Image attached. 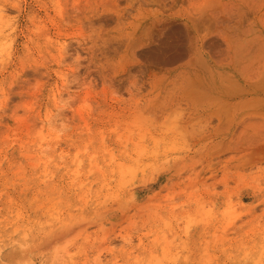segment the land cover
<instances>
[{"label": "rangeland", "instance_id": "rangeland-1", "mask_svg": "<svg viewBox=\"0 0 264 264\" xmlns=\"http://www.w3.org/2000/svg\"><path fill=\"white\" fill-rule=\"evenodd\" d=\"M262 79L264 0H0V264H264Z\"/></svg>", "mask_w": 264, "mask_h": 264}, {"label": "bare ground", "instance_id": "bare-ground-1", "mask_svg": "<svg viewBox=\"0 0 264 264\" xmlns=\"http://www.w3.org/2000/svg\"><path fill=\"white\" fill-rule=\"evenodd\" d=\"M233 14V13H232ZM240 14H241V12H240ZM229 15V14H228ZM233 16V15H232ZM246 16V15H245ZM237 17V16H236ZM231 18H233V17H230V16H227V21L229 20V19H231ZM234 18H235V15H234ZM241 18H243L242 17V15H241ZM247 19H248V17H247ZM230 21V20H229ZM245 21V20H244ZM248 21V20H247ZM234 24H235V22H234ZM234 24H232V25H234ZM240 26H241V24H240ZM191 23L188 21V22H182V21H178V20H175V19H173V18H170V17H168V18H166L165 16L163 17V18H161V19H157V20H155V21H153L149 26H148V28H146L145 30L146 31H148L150 34H152V35H154L155 36V38H156V40L160 43V45H163V46H165L166 47V51H168V52H170V51H175L174 52V55H175V53H176V51L178 52H180V50H183L184 49V47L187 45L186 43H185V41H186V39L184 40L183 39V35H186L187 34V36H189L190 35V29H191ZM194 28V27H193ZM238 30H239V27H238ZM240 30H241V28H240ZM193 32V31H192ZM196 32V31H195ZM145 33V32H144ZM192 35V34H191ZM190 35V36H191ZM196 38H195V44L201 49V50H203L204 49V47H206L208 44L210 45V47H212L213 46V41L215 42V39H211V40H207L206 41V38H202L197 32H196ZM184 37H186V36H184ZM148 38H149V36H148ZM152 38V37H151ZM190 39V38H189ZM188 39V40H189ZM154 40V39H153ZM192 40H194V39H192ZM153 42V41H152ZM190 42H191V40H190ZM189 42V43H190ZM251 43V42H250ZM151 44H153V43H151ZM154 44H155V41H154ZM157 44V43H156ZM194 44V45H195ZM191 45V44H190ZM192 45H193V43H192ZM251 45H255V44H253V42L251 43ZM250 45V46H251ZM156 46V45H155ZM160 47V46H159ZM208 47V46H207ZM206 47V48H207ZM189 48V47H188ZM215 48V47H214ZM155 49V48H154ZM193 49V48H192ZM199 49V50H200ZM211 49V48H210ZM153 50V49H152ZM158 50V49H157ZM148 51V50H147ZM187 52V51H186ZM185 52V53H186ZM200 52V51H199ZM198 52V53H199ZM147 54H148V52H146ZM153 53V52H152ZM163 53V56H164V52H162ZM190 53H191V51H190ZM150 54V53H149ZM173 54V53H172ZM177 54V53H176ZM203 54V53H202ZM159 55V54H158ZM160 55H161V53H160ZM176 56L177 55H175V58H176ZM185 56V55H184ZM195 57V56H194ZM193 57V59H194V61H195V59L196 58H194ZM199 57H203V56H199ZM198 57V58H199ZM156 58V57H155ZM158 58H160V57H157V61H158ZM163 58V57H162ZM180 58V57H179ZM247 58V57H246ZM170 59V58H169ZM181 59V58H180ZM180 59H178V60H180ZM182 60H183V57H182ZM172 61H174V60H171V62ZM191 61H193V60H191ZM194 63H196V62H194ZM156 64H157V62H156ZM166 64H168V63H166ZM204 65V64H203ZM262 80H264V79H262ZM240 85V84H239ZM244 85V84H243ZM246 86V88H245V90H243V92L245 93V95L246 96H249V93H252V95H253V93H256V92H264V82H261V83H256V84H251V85H245ZM240 87V86H239ZM235 90V89H234ZM240 91V90H239ZM242 91V90H241ZM236 92H237V90H236ZM242 93V92H241ZM236 94V93H235ZM248 94V95H247ZM244 95V96H245ZM239 96V95H238ZM240 97V96H239ZM250 99V98H249ZM255 99V98H254ZM253 99V100H254ZM252 100V101H253ZM245 101V100H244ZM257 103V102H256ZM256 105V104H255ZM257 106V105H256ZM55 121V120H54ZM53 121V122H54ZM119 135H121V134H119ZM143 136V135H142ZM119 137V136H118ZM120 138V137H119ZM145 139V138H144ZM127 140H129V139H127ZM37 164H39V163H37ZM123 164V163H122ZM128 166V165H127ZM126 167V166H125ZM126 169H128V168H126ZM134 169V168H133ZM123 170V169H122ZM114 172V171H113ZM112 172V173H113ZM39 176V175H38ZM77 176V175H76ZM122 178H124V177H122ZM125 181V180H124ZM121 182H123V181H121ZM83 187V186H82ZM83 197V196H82ZM234 214V213H233ZM228 214H226V216H227ZM23 218V217H22ZM3 221V220H2ZM229 224V223H228ZM225 227H227V226H225ZM175 238V237H174ZM167 240V239H166ZM171 241H169V242H167L168 244L170 243ZM172 244V243H171ZM173 246V245H172ZM207 248V247H206ZM229 248V247H228ZM253 250H251V252H252ZM250 252V251H249ZM206 252H204L203 254H205ZM170 253H169V251L168 250H166V252H165V255L166 256H168ZM180 255V254H179ZM246 257H247V259H248V253L245 255ZM257 256V255H256ZM158 257H157V255H156V259H157ZM165 258V256L163 257V259ZM179 258V256H175L174 258H173V260L175 259V261L177 260ZM186 258V257H185ZM158 259H160V258H158ZM216 259V258H215ZM259 259H261V258H259ZM258 259V260H259ZM257 260V262H259ZM160 261V260H159ZM157 262V261H156ZM161 262V261H160ZM256 262V263H257ZM159 263V262H158ZM155 264V263H154Z\"/></svg>", "mask_w": 264, "mask_h": 264}]
</instances>
